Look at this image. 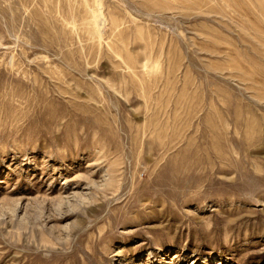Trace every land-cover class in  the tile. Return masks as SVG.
Returning <instances> with one entry per match:
<instances>
[{
    "label": "rangeland",
    "instance_id": "374dc122",
    "mask_svg": "<svg viewBox=\"0 0 264 264\" xmlns=\"http://www.w3.org/2000/svg\"><path fill=\"white\" fill-rule=\"evenodd\" d=\"M0 264H264V0H0Z\"/></svg>",
    "mask_w": 264,
    "mask_h": 264
}]
</instances>
